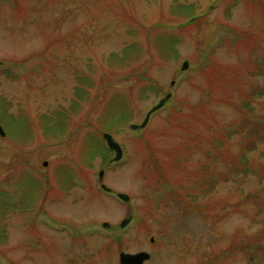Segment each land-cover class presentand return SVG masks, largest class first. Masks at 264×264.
Masks as SVG:
<instances>
[{"label": "rangeland", "instance_id": "obj_1", "mask_svg": "<svg viewBox=\"0 0 264 264\" xmlns=\"http://www.w3.org/2000/svg\"><path fill=\"white\" fill-rule=\"evenodd\" d=\"M174 2L194 4L196 17L181 14ZM165 32L179 41L177 59H163L148 39V34L162 37ZM134 41L144 46L139 61L123 70L109 67V55ZM185 61L190 66L183 71ZM108 71L115 83L91 88L92 97L100 96L73 115L72 134L62 143L48 144L36 129V140L20 145L8 135L16 134L11 122L7 126L0 120L8 131L0 136V191L8 206L0 264H112L118 247L111 241L121 238L124 250L134 251L147 247L152 236L194 255L212 230L220 251L234 234L246 231L253 240L258 237L252 250L256 245L261 251L264 0H0V94L13 104L12 112H25L36 123L40 114L70 107L79 74H93L99 81ZM128 72H143L156 90L138 98L143 78L123 79ZM115 92L134 104L132 121L108 132L124 157L109 165L100 155L87 166L78 154L86 134L100 126L104 103ZM167 93L172 98L148 127L130 129ZM250 120H255L254 131ZM247 133L256 136L246 139ZM241 151L253 166L250 172L233 173L202 195L197 187L206 178L205 163L209 180H219L240 165ZM105 154L109 160L114 156ZM100 170L105 171L103 181ZM57 171L63 173L61 182ZM25 174L23 181L31 177L42 186L20 182ZM166 182L177 192L164 187ZM101 183L112 193L101 190ZM182 188L187 209L172 197ZM21 192L25 201L39 203L22 210ZM116 192L128 194L130 201L118 200ZM131 215L132 222L120 228ZM105 222L110 226L104 227ZM250 254L249 263L241 254L235 264L264 261Z\"/></svg>", "mask_w": 264, "mask_h": 264}, {"label": "trees", "instance_id": "obj_2", "mask_svg": "<svg viewBox=\"0 0 264 264\" xmlns=\"http://www.w3.org/2000/svg\"><path fill=\"white\" fill-rule=\"evenodd\" d=\"M178 9H180L181 14L182 13H189L191 14L188 16L189 19H194L196 16L194 14V9L196 8L194 4H177V2H174ZM182 8V10H181ZM166 34V36H165ZM161 35V34H160ZM162 37H158L156 35L150 36L148 34V39L152 38V42L154 44V47L158 51V55L162 56L165 60H173L177 59L179 57V43L177 38H174L175 36L173 34H169V32H165L162 34ZM154 37V39H153ZM151 41V40H150ZM144 53V46L142 44L136 43L135 41L131 44L125 45V47L120 52H113L109 55V67L111 68H117L118 70H123L129 68L133 63L136 61H139V59L143 56ZM207 62V61H206ZM108 72H105V75L101 77V79L98 81L97 78L93 74H79L76 79H78L77 86L75 87V98L72 99L70 107H60V109L52 112L51 114H40L38 116V120L35 123V120L29 115L25 114V112H18L14 113L12 112L13 104L6 99L5 96L0 94V120L1 122H6L7 126H10V122L13 126V130H15L16 134L10 133L8 134L9 137H11L14 141L19 143L20 145L33 143L36 140V129L41 130L42 136L46 140L48 144H59L65 141L66 138L71 133L70 130V124L73 119V115L75 113H78V109L81 108L84 102L87 100L90 101L93 98H97L100 96V94L96 95V97L91 96V88L100 86V89H105L110 84L115 83V79H112V76L108 74ZM133 76L135 78L137 76H140L143 78V86L138 91V98H144L147 97V92L150 90H156L157 86L155 84L150 83L149 81H152L151 78H148L147 75H145L143 72H136V73H130L128 72L127 75L123 77V79H130ZM149 80V81H148ZM118 81H123L122 79H119ZM100 83V84H99ZM254 93V92H253ZM102 116L100 119V126L96 124L95 126V133L88 132L86 134V140L83 142L82 148L80 149L79 156L83 162L88 166L93 162V159H95L97 156L102 155L105 159L104 164L109 163V157L105 154V151L110 154H113V152L108 148L105 139L103 138L102 132H111L113 133L114 129L124 128L126 127L133 119V106L134 104L132 101L127 97L126 94L122 92H115L110 97L109 100H107L106 103H104ZM247 106L248 102L246 103ZM25 114V115H24ZM251 122H248L251 126V129L253 130L255 127V120H250ZM27 127H26V126ZM254 131V130H253ZM252 132V131H251ZM8 133V131H7ZM256 133L248 134L244 136L246 139L255 137ZM262 134V133H260ZM260 137L263 135H259ZM264 137V136H263ZM69 141V140H67ZM263 141V140H262ZM217 144H213V150H215ZM252 149V148H251ZM248 149V150H251ZM105 150V151H104ZM242 152V151H241ZM240 154V153H239ZM236 155V154H235ZM234 155V156H235ZM241 157L239 160L240 165L238 167L233 168V170H229L228 172L224 173L223 175L219 176V180H217L216 177H213L212 180H209L207 175V171L209 169V166L205 163L204 168L205 173L203 180H200L199 186L197 187L199 190L202 191V195L207 196L209 192L213 191L214 185H216L217 181H224L228 180L233 173H249V169H252V165L248 164V160L246 159V151H243L241 153ZM110 165V163H109ZM59 170V169H58ZM61 171V170H59ZM57 171V176L59 177L60 182L62 181L63 173ZM61 173V176H60ZM26 176L22 175V180L20 182L28 183V184H38L39 182L36 181L34 178H29V181L25 178L23 181V178ZM69 179V178H68ZM20 183L21 186L23 184ZM162 185V184H160ZM164 187H167L169 190L173 192H177L173 186H170V183H163ZM46 189V188H45ZM20 195V199H22L21 203V209H28L31 208V206L35 205L36 200L32 199L31 201H25L23 199V196ZM182 193V189L179 192ZM4 192L1 194L0 191V235L1 237L6 241L8 238L7 233V225L5 224V219H7V205H6V198L4 196ZM3 195V196H2ZM175 195V194H174ZM10 196L13 197L10 193ZM12 203L17 204L16 202H10L8 201V204L11 205Z\"/></svg>", "mask_w": 264, "mask_h": 264}, {"label": "flooded vegetation", "instance_id": "obj_3", "mask_svg": "<svg viewBox=\"0 0 264 264\" xmlns=\"http://www.w3.org/2000/svg\"><path fill=\"white\" fill-rule=\"evenodd\" d=\"M45 162H43V166L48 165V162L47 164H45ZM39 185L42 186V183H39ZM109 193H112V191H110ZM172 197L178 198L181 202V206L187 209V206L189 205L187 200V192H184V194L183 192L181 194H175L172 195ZM37 200L36 203H39L40 199L38 202ZM157 200L161 201L160 198ZM157 200H155V203H157ZM199 200L200 198L198 199L197 204L198 209L201 208V211L203 212L204 210H202V208H204V204L202 202H199ZM243 200L247 201L248 198L245 197L243 198ZM42 207L43 206L41 202L39 208ZM212 207L213 206H210V210L212 209ZM233 207L231 208V211H234ZM211 232L212 234L206 236L205 241L206 243H208L210 238H212V240L207 245L205 242L202 241L200 243V248L197 249V253H195L194 255L191 254L189 249L186 250L184 248V250L182 249L183 247L177 249L172 242L166 240L161 241L155 238L156 236L150 237L147 247L137 250L135 249L134 251L124 250L125 242L121 239L111 241L115 243L118 247V257L116 258V263L112 264H123L122 254L134 255L139 253H146L148 254V257H143V259L139 260L137 264H235L236 261H239L243 258L241 254H243L244 256H248V263L253 259L250 253H254V257L264 256V248H261V251H257V246L254 245V249L252 250V244L258 243L256 240L258 237L255 236V239L253 240L252 236H250V233H247L248 231H246L247 234H234L230 238V244H228L229 246L227 247V249L222 251L215 247L213 238H216V236L213 234V230ZM202 237L204 236H201V238ZM261 264H264V261H261Z\"/></svg>", "mask_w": 264, "mask_h": 264}, {"label": "water", "instance_id": "obj_4", "mask_svg": "<svg viewBox=\"0 0 264 264\" xmlns=\"http://www.w3.org/2000/svg\"><path fill=\"white\" fill-rule=\"evenodd\" d=\"M182 70H188L189 68V62L185 61L184 63H182ZM171 93H167L165 95V97H163L158 104H156L153 108H151L148 113L146 114L144 120L137 124V123H132L130 124V128L132 130H139V129H143L145 128V126L148 125L149 120L151 115L161 109L165 103L171 98ZM7 133H5V130L3 129L2 125L0 124V135L1 136H5ZM103 138L105 139L107 146L109 147L110 150L115 152V156L114 158H112V161H120L123 157V148L122 146L114 139V137L112 136V134L105 132L103 134ZM45 164H47V162H45ZM104 177V170H101L99 172V179L102 180ZM102 188L104 190L110 191L112 189L108 188L105 184L102 185ZM118 197L127 202L130 200V196L128 194L125 193H118ZM130 222V219H125L122 221L121 223V227H125L128 223ZM104 226H109L108 223H105ZM144 258L148 257V254L146 253H139V254H122V263L123 264H137L139 260H142Z\"/></svg>", "mask_w": 264, "mask_h": 264}]
</instances>
